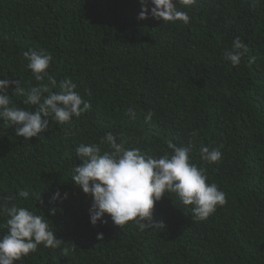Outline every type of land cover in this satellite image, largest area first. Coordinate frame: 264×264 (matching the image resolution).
Listing matches in <instances>:
<instances>
[{
	"label": "trees",
	"instance_id": "trees-1",
	"mask_svg": "<svg viewBox=\"0 0 264 264\" xmlns=\"http://www.w3.org/2000/svg\"><path fill=\"white\" fill-rule=\"evenodd\" d=\"M177 6L188 12V24L153 17L151 0L145 19H138L140 0H0V79L20 81L25 91L47 84L23 57L47 50L54 57L48 75L70 77L92 104L70 124L42 117L48 131L27 140L16 136L18 125L0 121V203L44 214L64 242L40 245L14 264H264V0ZM236 37L249 51L233 67L224 52ZM14 89L7 88L13 102L34 111ZM107 132L155 156L170 152L169 141L194 142L192 161L207 168L227 203L197 221L171 193L153 210L163 231L142 232L134 221L120 228L107 214V223L92 226L93 198L71 180L81 163L75 148L98 144ZM201 145H222V160L205 164ZM21 190L29 191L27 200ZM58 190L68 198L52 201ZM4 223L0 217V238Z\"/></svg>",
	"mask_w": 264,
	"mask_h": 264
},
{
	"label": "clouds",
	"instance_id": "clouds-1",
	"mask_svg": "<svg viewBox=\"0 0 264 264\" xmlns=\"http://www.w3.org/2000/svg\"><path fill=\"white\" fill-rule=\"evenodd\" d=\"M140 2L142 11L138 19H145L148 9L144 7L145 0ZM151 3L154 5L151 14L160 21L188 24V12L177 5L182 3L187 8L194 6L197 0H151ZM248 51V45L236 37L231 48L225 50L224 59L236 67ZM23 57L27 61L26 68L37 81L48 77L49 82L25 91L19 87L20 81L0 79V121L7 127L18 125L16 136L25 140L41 137L40 134L49 129V120L42 117H50L59 125L70 124L73 118L81 117L92 108L91 102L75 90L77 85L70 77L58 82L48 75L47 69L54 57L47 50L25 51ZM12 85H15L14 93L26 95L24 103L35 106L34 111L13 102L7 93ZM128 114L136 118L134 109L129 108ZM153 114L149 112L145 119L150 121ZM191 135L195 137L196 133ZM126 144L123 137L107 132L98 144L81 143L75 148L81 163L73 165L71 180L93 198L89 209L92 226L107 223L104 219L107 214L120 228L134 221L142 232L156 228L163 231L166 224L163 220H153V210L157 202L171 193L176 194L182 205L190 206L193 219L197 221L208 219L227 203L226 193L217 183L209 182L207 168L192 161L194 142L182 147L169 141L170 152L160 156L147 154L139 147H126ZM222 147L201 145L200 160L205 164L219 163L223 158ZM18 195L27 200L30 193L21 190ZM67 198L68 193L61 196L58 190L52 201ZM55 211V208L50 209V214L55 215ZM0 217L5 219L3 226L6 227V234L0 238V264H14L36 252L40 245L55 249L64 243L56 237L50 220L29 207L0 203ZM97 238L103 239V233H98Z\"/></svg>",
	"mask_w": 264,
	"mask_h": 264
}]
</instances>
